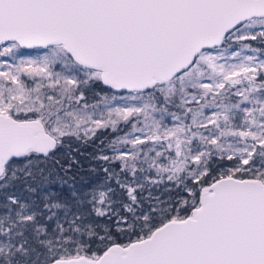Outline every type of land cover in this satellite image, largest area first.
I'll list each match as a JSON object with an SVG mask.
<instances>
[{
	"label": "snow or ice",
	"instance_id": "obj_1",
	"mask_svg": "<svg viewBox=\"0 0 264 264\" xmlns=\"http://www.w3.org/2000/svg\"><path fill=\"white\" fill-rule=\"evenodd\" d=\"M0 264H264V0H0Z\"/></svg>",
	"mask_w": 264,
	"mask_h": 264
}]
</instances>
